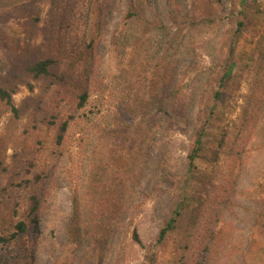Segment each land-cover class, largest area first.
Here are the masks:
<instances>
[{
	"label": "rangeland",
	"instance_id": "rangeland-1",
	"mask_svg": "<svg viewBox=\"0 0 264 264\" xmlns=\"http://www.w3.org/2000/svg\"><path fill=\"white\" fill-rule=\"evenodd\" d=\"M131 1L0 0V79L42 56L90 90L79 108L73 85L28 79L20 118L0 103V235L29 225L0 264H264V0H135L127 20Z\"/></svg>",
	"mask_w": 264,
	"mask_h": 264
},
{
	"label": "trees",
	"instance_id": "trees-1",
	"mask_svg": "<svg viewBox=\"0 0 264 264\" xmlns=\"http://www.w3.org/2000/svg\"><path fill=\"white\" fill-rule=\"evenodd\" d=\"M137 6H139L135 0L131 1L129 11L127 12L126 19L133 20L136 19L138 16L139 9H137ZM202 22H205L207 24L214 23L213 19H202ZM246 27V12L242 11L239 14L238 17V31L241 32L244 28ZM56 64V61L51 59L50 57H37L35 58L30 65H28L25 69L27 72V76L24 75V72H20L16 70L13 73H10L8 77H2L0 79V103H3L6 107L9 108L11 114L15 118H20L22 112L21 110L16 107L15 102H14V95H16L20 89V87L25 86L27 87L30 91H33V85L27 81L28 79L33 80V81H40L43 79H52V84L55 83L56 78L58 79L59 82H62L63 84H66L67 86L73 85L75 90L79 92V101H78V107L83 108L85 107L86 103L88 102L90 98V90L88 86L86 87H78L76 83H74L70 79H64L63 77H58L56 73L53 72L54 65ZM234 65L231 63L228 66L227 71L221 77L219 81L220 88H224V85L226 82L230 81L232 78V71H233ZM65 80V81H64ZM223 91H218L215 93V98L218 101H223ZM68 124L64 123L61 128H60V135H59V142L58 144H61L63 141V134L66 133L67 131ZM207 128L204 126L202 130L200 131L198 138L196 140V143L194 147L191 150V153L188 156V169H187V178H193L197 177V167H196V162L197 159L203 158L204 153H203V147H204V138L206 134ZM217 153V152H216ZM217 159V155H215ZM207 158V157H206ZM39 181V177H37L36 182ZM186 195V193H185ZM187 199V198H186ZM186 199L184 198L182 200V203H180L174 212V216L171 217L168 221H166L164 228L160 231L159 234V242H162L165 240L168 234L174 232L177 229V224L179 222L181 213L185 204H186ZM73 217L72 220L74 222H77L80 216V197L79 194L76 190L73 191ZM39 205H40V200L38 198H34V203H33V211H39ZM196 218V217H195ZM28 223L24 221H18L17 223H14L12 225V228L14 229V232L9 235L8 238H5L3 235H0V243H6L12 240L17 239L19 236L25 234L28 232ZM75 235H79V228L78 231L74 230ZM134 239L137 243H141L140 238L138 233L136 232L134 234Z\"/></svg>",
	"mask_w": 264,
	"mask_h": 264
}]
</instances>
